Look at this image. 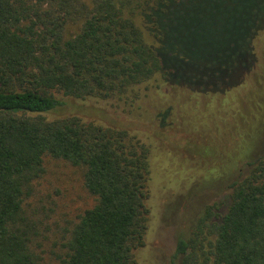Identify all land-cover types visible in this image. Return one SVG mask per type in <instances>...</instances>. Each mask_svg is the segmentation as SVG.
I'll return each instance as SVG.
<instances>
[{"label": "trees", "instance_id": "1", "mask_svg": "<svg viewBox=\"0 0 264 264\" xmlns=\"http://www.w3.org/2000/svg\"><path fill=\"white\" fill-rule=\"evenodd\" d=\"M261 44L264 0H0V264H134L164 174L155 147L131 127L47 114L58 93L136 117L151 82L230 100L202 147L225 210L203 205L170 262L264 264V86L239 94L264 71ZM45 158L78 168L92 199L63 224L36 199Z\"/></svg>", "mask_w": 264, "mask_h": 264}, {"label": "rangeland", "instance_id": "2", "mask_svg": "<svg viewBox=\"0 0 264 264\" xmlns=\"http://www.w3.org/2000/svg\"><path fill=\"white\" fill-rule=\"evenodd\" d=\"M244 13L246 11L242 8L241 14ZM73 29L69 28L71 31ZM261 47L264 45L261 44ZM259 50L256 53L259 54ZM258 60L262 65L260 67H264L259 55ZM244 82V86L241 85L239 89L241 96L250 88L261 90L264 86L263 68L256 69L251 79L249 76L244 77ZM54 96L61 105L47 114L49 119L77 116L85 120H99L142 131L140 136L145 135L150 139L157 153L152 164L155 167V160H161L164 174L160 178L166 179L168 184L159 188L162 186L160 179L157 184L154 183L156 187L152 195L150 192L147 205L149 221L143 245L133 251L134 264H176V261L170 262L175 241L178 237L188 236L201 207L213 202V212L217 216L225 210L224 194L213 188L206 189L208 184L202 179L207 178L205 167L211 157L210 153L203 152L202 147L207 138L203 131L207 132L205 129L210 127V132L215 133V129L220 126L218 119L222 117L223 105L230 100L226 101L224 97L209 100L198 93L180 92L163 82L157 85L151 82L146 85L144 96L139 100L137 118H128L114 110L106 100L74 99L58 93H54ZM232 98L237 100L236 97ZM168 107L169 114L164 124L160 125L154 120V115ZM211 172H214V168ZM36 190V199H42L44 204L52 208L49 220L58 224L73 219L78 211L89 206L92 201L81 185L80 170L57 159H44V171L37 181ZM213 217L211 219H216Z\"/></svg>", "mask_w": 264, "mask_h": 264}]
</instances>
